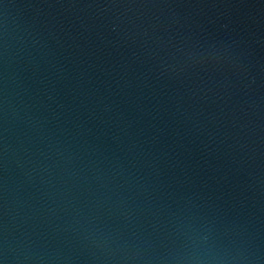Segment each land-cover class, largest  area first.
<instances>
[{
    "label": "water",
    "instance_id": "water-1",
    "mask_svg": "<svg viewBox=\"0 0 264 264\" xmlns=\"http://www.w3.org/2000/svg\"><path fill=\"white\" fill-rule=\"evenodd\" d=\"M264 264V0H0V257Z\"/></svg>",
    "mask_w": 264,
    "mask_h": 264
},
{
    "label": "clouds",
    "instance_id": "clouds-1",
    "mask_svg": "<svg viewBox=\"0 0 264 264\" xmlns=\"http://www.w3.org/2000/svg\"><path fill=\"white\" fill-rule=\"evenodd\" d=\"M176 264H240V257L213 250L210 246L193 240L192 247L182 255L174 257ZM0 264L6 258L0 257Z\"/></svg>",
    "mask_w": 264,
    "mask_h": 264
}]
</instances>
